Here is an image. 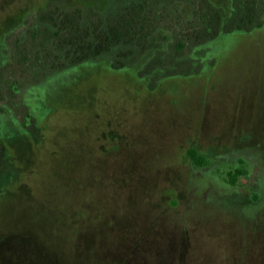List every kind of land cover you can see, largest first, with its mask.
<instances>
[{
  "label": "rangeland",
  "instance_id": "1",
  "mask_svg": "<svg viewBox=\"0 0 264 264\" xmlns=\"http://www.w3.org/2000/svg\"><path fill=\"white\" fill-rule=\"evenodd\" d=\"M0 264H264V0H0Z\"/></svg>",
  "mask_w": 264,
  "mask_h": 264
},
{
  "label": "trees",
  "instance_id": "2",
  "mask_svg": "<svg viewBox=\"0 0 264 264\" xmlns=\"http://www.w3.org/2000/svg\"><path fill=\"white\" fill-rule=\"evenodd\" d=\"M257 27H259V26H257ZM68 34L71 35V32H68ZM54 35H55V33H54ZM57 35H59V34H57ZM119 36L120 35H116L117 38H119ZM187 156L191 159L193 164L195 166H198V167L205 166V165H207L209 163L206 158H204L203 156L198 155L196 150H194V149L188 150ZM244 174H245V172L242 171V170H235L233 173L229 174L230 179L227 180V181H228L229 184L235 185L237 177H240V176H242Z\"/></svg>",
  "mask_w": 264,
  "mask_h": 264
}]
</instances>
